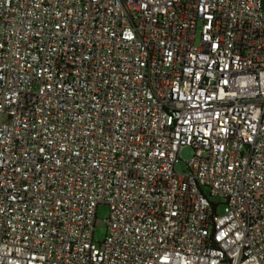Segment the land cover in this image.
<instances>
[{
    "label": "built area",
    "instance_id": "built-area-1",
    "mask_svg": "<svg viewBox=\"0 0 264 264\" xmlns=\"http://www.w3.org/2000/svg\"><path fill=\"white\" fill-rule=\"evenodd\" d=\"M0 264H264V0H0Z\"/></svg>",
    "mask_w": 264,
    "mask_h": 264
},
{
    "label": "rangeland",
    "instance_id": "rangeland-1",
    "mask_svg": "<svg viewBox=\"0 0 264 264\" xmlns=\"http://www.w3.org/2000/svg\"><path fill=\"white\" fill-rule=\"evenodd\" d=\"M192 156V150L189 147L181 149L179 154V159L174 164V170L177 173L186 172L185 161ZM221 211V208H219ZM108 207L105 205H99L95 211V220L96 222H103L108 216ZM105 234V227L103 223L95 225L93 229V240L94 242L102 241Z\"/></svg>",
    "mask_w": 264,
    "mask_h": 264
}]
</instances>
